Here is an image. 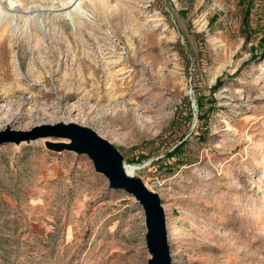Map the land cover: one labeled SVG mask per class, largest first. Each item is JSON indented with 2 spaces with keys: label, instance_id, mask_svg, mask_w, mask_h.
Masks as SVG:
<instances>
[{
  "label": "rangeland",
  "instance_id": "374dc122",
  "mask_svg": "<svg viewBox=\"0 0 264 264\" xmlns=\"http://www.w3.org/2000/svg\"><path fill=\"white\" fill-rule=\"evenodd\" d=\"M10 1L0 131L94 129L162 198L173 264H264V0ZM47 141L0 146V264H147L135 197Z\"/></svg>",
  "mask_w": 264,
  "mask_h": 264
},
{
  "label": "water",
  "instance_id": "95a60500",
  "mask_svg": "<svg viewBox=\"0 0 264 264\" xmlns=\"http://www.w3.org/2000/svg\"><path fill=\"white\" fill-rule=\"evenodd\" d=\"M40 138L68 139L61 142L47 141L46 145L54 151L69 150L87 155L95 170L108 179L110 188L123 190L134 196L145 214L146 247L151 254L147 264H173L162 198L141 177L127 173L124 156L111 141L88 126L75 122H59L36 125L28 130L8 127L0 131V146Z\"/></svg>",
  "mask_w": 264,
  "mask_h": 264
},
{
  "label": "bare ground",
  "instance_id": "6f19581e",
  "mask_svg": "<svg viewBox=\"0 0 264 264\" xmlns=\"http://www.w3.org/2000/svg\"><path fill=\"white\" fill-rule=\"evenodd\" d=\"M10 1V0H9ZM81 4H82V1L80 0H71V1H69V2H66V3H64V4H61V5H59V7L58 6H56V10L58 9V8H60V10L62 11L63 10V12H64V17H71L72 16V14H73V12L74 11H76V12H86L83 8H82V6H81ZM10 5L13 7H18V5L17 4H15L14 2H12V0L10 1ZM58 7V8H57ZM15 8V9H16ZM21 9V8H20ZM19 10V9H18ZM59 10V9H58ZM57 10V11H58ZM59 10V11H60ZM82 13V14H83ZM125 169H126V171H127V173H129V174H131V175H136L135 173H134V171L129 167V165L128 164H126L125 163ZM234 191H235V193H240V194H242V195H245L246 194V191H247V189H246V186L244 185V186H242L240 189H237V188H234ZM243 203V202H242ZM237 204L235 203L234 205H233V207L231 206V209H232V215H234L235 214V212L237 211ZM239 209H241V211H242V215H247L248 214V212H249V208H248V204L246 205V204H240V207H239ZM234 218V217H233ZM232 222V221H231ZM244 228V227H243ZM243 230V229H242ZM242 234V233H241ZM242 238V237H241ZM246 238V237H245Z\"/></svg>",
  "mask_w": 264,
  "mask_h": 264
},
{
  "label": "trees",
  "instance_id": "16d2710c",
  "mask_svg": "<svg viewBox=\"0 0 264 264\" xmlns=\"http://www.w3.org/2000/svg\"><path fill=\"white\" fill-rule=\"evenodd\" d=\"M245 21H247V16H245ZM218 82H220V79H219ZM218 86L219 85L216 84L214 89H216ZM197 102H198L199 107H201L203 105L202 104V102H203V99L202 98H199ZM215 102H216V100L213 99L212 100V104H215ZM184 146H185V143L182 142L181 145H178L173 151L168 152L166 156L168 158H173L175 156L181 155Z\"/></svg>",
  "mask_w": 264,
  "mask_h": 264
}]
</instances>
